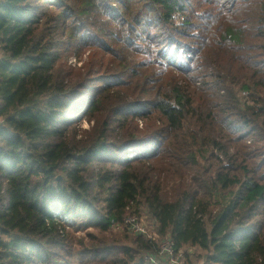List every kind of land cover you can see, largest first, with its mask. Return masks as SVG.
<instances>
[{"label": "trees", "instance_id": "obj_1", "mask_svg": "<svg viewBox=\"0 0 264 264\" xmlns=\"http://www.w3.org/2000/svg\"><path fill=\"white\" fill-rule=\"evenodd\" d=\"M143 210L157 241L109 235ZM166 237L264 264V0H0V264H162Z\"/></svg>", "mask_w": 264, "mask_h": 264}, {"label": "built area", "instance_id": "obj_2", "mask_svg": "<svg viewBox=\"0 0 264 264\" xmlns=\"http://www.w3.org/2000/svg\"><path fill=\"white\" fill-rule=\"evenodd\" d=\"M69 60L71 63L73 62V64L76 65V58H70ZM90 124H92V122ZM142 154L143 153L140 154L135 153V155H128L126 156V158L131 159L135 156H140ZM131 212H132L131 214L127 215L124 218V221L122 223L112 222L110 229L118 230L119 232L131 231L133 233H142L148 235L150 238L157 241L158 234L152 228L151 229L148 228V226L143 222L142 216L139 217L134 213V211ZM158 243H159L158 244L159 255L157 257L153 255H147L146 260L148 261L153 260V262L155 263L164 262L165 264H185L184 252L176 248V245L171 238L166 237L164 239L159 240ZM163 258H166V261H162Z\"/></svg>", "mask_w": 264, "mask_h": 264}, {"label": "rangeland", "instance_id": "obj_3", "mask_svg": "<svg viewBox=\"0 0 264 264\" xmlns=\"http://www.w3.org/2000/svg\"><path fill=\"white\" fill-rule=\"evenodd\" d=\"M91 54H92V50L90 48H84L81 51H78V49H75V53H72V55L70 56V58H76V65H74L73 62L72 63L70 62V60H69L70 58H68L67 64H68V66L81 67L82 68L84 65H86L91 60ZM211 74H213L212 69H210L208 71V74L206 75L207 77H205L204 79L203 78H200V79H198V81L196 80L197 81L196 82V85H198V84H201V85L205 84V85H208L209 86L210 85L209 83L213 80ZM180 81H182L181 78H180ZM88 122L84 118L81 119V121L79 122L80 123V128L82 130H85V129L86 130H89L92 124H90ZM145 143L146 142H143L138 147H129L126 150V152L124 153V156L126 157L128 155H135V153L140 154V153H143V152L144 153L147 152L146 150L148 149L147 148L148 145L145 146ZM141 216H142L143 222L148 226V228H150V229L153 228L152 227L153 224H152L151 220L146 216L145 210H143V212L141 213ZM118 232H119L118 230H112L111 232L109 231L108 233H109L110 236H113L114 237V236L117 235L116 233H118ZM82 234H83L82 232L81 233H78V236H81ZM191 250L194 251V248H191ZM198 252L199 251H196V254L195 255H197ZM203 260H204L203 258L202 259H199L198 257L192 256V262L194 264H203L204 263Z\"/></svg>", "mask_w": 264, "mask_h": 264}]
</instances>
